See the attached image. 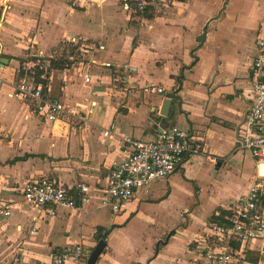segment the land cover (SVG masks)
<instances>
[{"label": "crops", "instance_id": "0c3cea01", "mask_svg": "<svg viewBox=\"0 0 264 264\" xmlns=\"http://www.w3.org/2000/svg\"><path fill=\"white\" fill-rule=\"evenodd\" d=\"M148 1L141 14L126 10L125 0H0L7 82L0 88V207L12 206V215L0 219V264H51L55 252L72 245L92 254L100 239L107 246L96 264H199L195 242L210 223H226L221 216L261 175V163L238 143V128L253 94L264 0H175L162 7ZM87 48L96 64L65 67ZM112 64H129L130 78ZM20 74L66 105L91 110L89 126L48 122L33 102L12 96ZM151 84L164 93L146 92ZM169 93L176 98L164 116ZM170 126L188 131L194 150L179 171L140 189L121 212L94 201L50 217L24 202V183L43 176L65 186L90 184L99 195L111 166L125 156L123 136L151 140ZM245 150L252 158L241 191L215 198L200 213L203 183ZM240 264H264V255L249 251Z\"/></svg>", "mask_w": 264, "mask_h": 264}, {"label": "built area", "instance_id": "2783aa9c", "mask_svg": "<svg viewBox=\"0 0 264 264\" xmlns=\"http://www.w3.org/2000/svg\"><path fill=\"white\" fill-rule=\"evenodd\" d=\"M175 0H159V6H171ZM148 0H125L126 10L145 14ZM69 40V39H68ZM66 40V41H68ZM74 42V40H71ZM258 53L252 61L250 80L253 94L245 117L238 128V143L248 149L257 163H264V37L257 41ZM86 51L68 57L65 67L71 63L89 68L97 61ZM116 70H125V79L131 75L129 64H112ZM86 83L92 81L85 75ZM0 66V88L6 84ZM12 96L34 103L35 110L51 123L65 122L71 129L87 128L90 124L91 110L70 107L51 96L42 84L27 75H18L11 82ZM146 92L164 93V89L154 84L145 87ZM111 130L105 131L109 136ZM124 158L111 166L107 183L96 196L94 188L87 183L78 182L65 186L57 180L43 176L24 183L22 195L24 202L50 217L57 215L60 207L76 208L77 205L97 201L101 207H109L113 212H121L125 204L135 198L137 192L160 180L169 179L179 171L189 151L193 149L189 132L177 126L162 128L156 137L143 140L125 135L122 137ZM194 150V149H193ZM12 215V206L0 207V219ZM221 216V214H219ZM226 223L212 222L205 235L195 243L196 251L202 256L199 264H240L249 251L264 255V176H257L248 190L231 205ZM37 227L31 229L34 234ZM91 250L86 246H68L52 255L51 264H71L85 262Z\"/></svg>", "mask_w": 264, "mask_h": 264}, {"label": "rangeland", "instance_id": "374dc122", "mask_svg": "<svg viewBox=\"0 0 264 264\" xmlns=\"http://www.w3.org/2000/svg\"><path fill=\"white\" fill-rule=\"evenodd\" d=\"M236 159H229L219 172H216L210 185L203 183L200 213H206L216 201L215 198L232 199L241 191L246 175L250 169L251 155L249 151H238ZM162 184L160 187H162Z\"/></svg>", "mask_w": 264, "mask_h": 264}, {"label": "water", "instance_id": "95a60500", "mask_svg": "<svg viewBox=\"0 0 264 264\" xmlns=\"http://www.w3.org/2000/svg\"><path fill=\"white\" fill-rule=\"evenodd\" d=\"M206 38V34L203 33L199 38L198 41L200 43H204ZM176 98V94L169 93L166 96L165 101L163 102L161 114L164 116H168L170 114L171 106H172V100ZM259 172L262 175L264 172V163L260 164ZM107 243L104 239H100L98 245L94 248L90 258L88 259L87 264H96L100 255L103 253L104 249L106 248Z\"/></svg>", "mask_w": 264, "mask_h": 264}, {"label": "trees", "instance_id": "16d2710c", "mask_svg": "<svg viewBox=\"0 0 264 264\" xmlns=\"http://www.w3.org/2000/svg\"><path fill=\"white\" fill-rule=\"evenodd\" d=\"M1 15H2V8H1V6H0V20H1ZM182 79H183L182 76L179 77V79H178V83H179V84H182ZM212 220H213V221H218L219 218H217V217H213ZM104 230H105V229L102 228V227L98 229L99 232H103ZM106 233H108V232H106ZM104 238H106V236H104Z\"/></svg>", "mask_w": 264, "mask_h": 264}, {"label": "bare ground", "instance_id": "6f19581e", "mask_svg": "<svg viewBox=\"0 0 264 264\" xmlns=\"http://www.w3.org/2000/svg\"><path fill=\"white\" fill-rule=\"evenodd\" d=\"M262 176H264V172H263Z\"/></svg>", "mask_w": 264, "mask_h": 264}]
</instances>
